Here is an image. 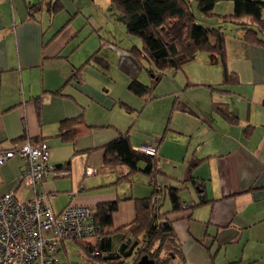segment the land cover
Returning a JSON list of instances; mask_svg holds the SVG:
<instances>
[{
  "label": "crops",
  "instance_id": "crops-1",
  "mask_svg": "<svg viewBox=\"0 0 264 264\" xmlns=\"http://www.w3.org/2000/svg\"><path fill=\"white\" fill-rule=\"evenodd\" d=\"M56 1L0 0V149H10L26 138L46 144L50 163L67 170L50 174L37 186L49 196L57 214L77 204L94 208L97 215L99 206L117 202L112 225L99 234L106 254L122 251L137 201L153 196L160 185L179 188L187 208L168 215L181 245L180 264H264V47L245 43L241 31L236 37L227 35L226 68L208 53L209 62L203 61L208 68L202 80L211 89L222 86L225 69L237 74V83L246 85L225 86L228 92L216 91L221 98L213 99L228 103L238 117L236 123L215 112L213 101L211 113L205 116L188 110L180 123L167 127L163 137L139 145L157 147L153 173L130 174L126 165H105L102 148L128 134L136 150L138 143L129 130L94 126L84 118L72 141L58 136L63 120L83 114L76 115L79 92L74 82L81 84L82 66L92 56L83 64L75 56L79 45L69 48L72 38L65 35L69 23L57 22L64 4L58 0V11ZM212 65L218 66L209 72ZM169 129L177 136H170ZM139 166L143 169L145 163ZM23 170L19 156L0 166V190L10 191ZM198 186L208 202L190 209L200 200ZM186 190L187 196H182ZM33 195L31 187L17 192L22 201ZM68 242L73 241L62 243L58 252L67 254ZM73 244L81 263L85 262L81 248Z\"/></svg>",
  "mask_w": 264,
  "mask_h": 264
},
{
  "label": "trees",
  "instance_id": "trees-1",
  "mask_svg": "<svg viewBox=\"0 0 264 264\" xmlns=\"http://www.w3.org/2000/svg\"><path fill=\"white\" fill-rule=\"evenodd\" d=\"M114 9L120 14L128 35L138 37L142 47L134 46L132 56L138 61H147L151 67L149 74L156 81L167 70L179 71L184 65L197 58L200 51L213 57H218L226 66L225 42L227 33L224 24L237 26L243 31V41L248 45L264 47V1L261 0H110ZM233 2V13L219 15L214 12L219 2ZM192 2H196L198 9L207 18H216L218 26L198 23L192 11ZM61 9L58 0L54 4ZM34 5L32 8L37 9ZM98 59L95 54L89 59ZM88 61V62H89ZM226 68V67H225ZM226 75L222 86L212 90L228 92L225 86L237 83L236 73L225 69ZM129 90L139 97L150 98L154 89L133 80ZM213 109L227 122L234 124L237 115L231 111L228 103L213 101ZM84 124L83 114L67 118L60 123L58 136L64 141H72L76 135V127ZM24 140V139H23ZM22 141V140H21ZM104 164L107 166L126 165L130 174L142 170L150 175L155 169V157L139 153L128 138V134H120L118 138L103 147ZM145 163L140 168L139 164ZM60 171L62 167L56 166ZM67 172V170L61 171ZM200 200L189 208L208 202L204 198L202 187L198 186ZM157 199L156 204L153 200ZM169 200L171 210L164 211L165 200ZM118 204H103L95 214L96 234L94 238L73 241L85 255V262L74 264H137L143 255H148L154 264H180L183 262L181 245L168 218L171 213L186 210L180 197V189L176 187L163 188L155 186L153 196L139 199L136 205V217L131 227L125 231L122 251L106 254L99 245V234L104 227L112 225L113 214ZM94 239V240H93ZM93 240V241H92ZM66 242V241H65ZM96 242V243H95ZM64 244V242H63ZM61 247V246H60ZM98 250L99 254L91 258V251ZM70 262V261H69ZM73 263V262H71Z\"/></svg>",
  "mask_w": 264,
  "mask_h": 264
},
{
  "label": "rangeland",
  "instance_id": "rangeland-1",
  "mask_svg": "<svg viewBox=\"0 0 264 264\" xmlns=\"http://www.w3.org/2000/svg\"><path fill=\"white\" fill-rule=\"evenodd\" d=\"M62 2L64 7L57 14V22L69 23L65 29V35L72 38L69 48L79 45L75 56L83 64L94 54L98 55V59H91L82 66L81 84L74 82L79 92V109L76 115L83 113L86 122L94 126L105 124L109 129L119 132L129 130L139 146L145 139L163 137L167 127H175L180 123L179 118L188 110L200 112V116L211 113L213 99L221 96L202 80L207 77L204 73L208 66L202 65L203 61L209 62L206 52L200 51L195 60L186 63L177 72L167 70L156 81L149 74L151 65L147 61L139 63L132 56V48L142 47V42L138 37L127 34L124 22L110 0ZM225 3L216 7L214 12L219 15L233 13V2ZM192 11L198 23L218 26L214 24L217 19L204 16L196 2H192ZM223 27L228 36L236 37L241 32L232 24H224ZM220 65L222 66L221 62ZM217 66H210L209 72ZM133 79L155 86L149 100L129 90ZM236 85L238 86L235 88L246 87L244 84ZM168 133L170 136H177L174 133L171 135L170 129ZM187 193V190L184 191L182 196H187ZM169 208L170 202L167 199L163 210ZM77 250L73 242H68V253L60 251L56 258L81 263L82 257Z\"/></svg>",
  "mask_w": 264,
  "mask_h": 264
},
{
  "label": "built area",
  "instance_id": "built-area-1",
  "mask_svg": "<svg viewBox=\"0 0 264 264\" xmlns=\"http://www.w3.org/2000/svg\"><path fill=\"white\" fill-rule=\"evenodd\" d=\"M136 150L149 156L158 154L152 145L144 144ZM16 156L24 161L23 175L10 191L0 190V264H74L59 261L56 254L65 241L95 237V209L69 204L61 213L54 212L49 196L37 187L50 174L61 172L50 163L45 143L34 144L26 138L10 149H0V166ZM26 187H31L34 195L22 201L17 192ZM98 254L96 249L90 253L91 258Z\"/></svg>",
  "mask_w": 264,
  "mask_h": 264
},
{
  "label": "water",
  "instance_id": "water-1",
  "mask_svg": "<svg viewBox=\"0 0 264 264\" xmlns=\"http://www.w3.org/2000/svg\"><path fill=\"white\" fill-rule=\"evenodd\" d=\"M155 261L151 259L147 254L143 255L137 264H154Z\"/></svg>",
  "mask_w": 264,
  "mask_h": 264
}]
</instances>
